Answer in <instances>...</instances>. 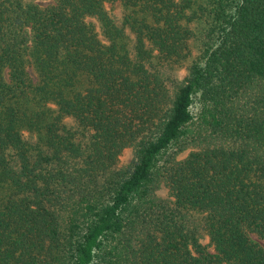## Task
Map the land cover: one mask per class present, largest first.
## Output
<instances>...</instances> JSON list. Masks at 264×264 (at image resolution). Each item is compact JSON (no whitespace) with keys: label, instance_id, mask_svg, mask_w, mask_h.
I'll return each mask as SVG.
<instances>
[{"label":"trees","instance_id":"obj_1","mask_svg":"<svg viewBox=\"0 0 264 264\" xmlns=\"http://www.w3.org/2000/svg\"><path fill=\"white\" fill-rule=\"evenodd\" d=\"M0 264H264V0H0Z\"/></svg>","mask_w":264,"mask_h":264},{"label":"rangeland","instance_id":"obj_2","mask_svg":"<svg viewBox=\"0 0 264 264\" xmlns=\"http://www.w3.org/2000/svg\"><path fill=\"white\" fill-rule=\"evenodd\" d=\"M36 2L40 5H44L46 3L49 2V0H36ZM105 8L106 10L108 11V13L113 16V17H120L123 13V10H122V6L119 4V2L115 1V2H106L105 4ZM198 28L200 27V23H197L194 22L193 23V28L195 30V28ZM201 37H194V42L191 44V46L194 48L195 47V44L200 40ZM183 68H180L177 70V73L179 76H182L183 75ZM130 158V154H129V150L125 149L121 152V154L119 155V163H125L129 160ZM166 193V188H163L161 187L159 190H158V194L160 196H164ZM251 238L258 242V243H263V241L261 239H258L254 234H250ZM206 240H203V242H205Z\"/></svg>","mask_w":264,"mask_h":264}]
</instances>
